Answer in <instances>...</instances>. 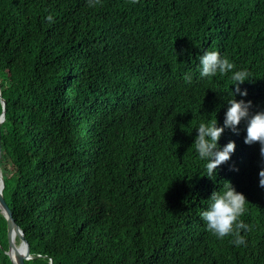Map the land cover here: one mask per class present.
<instances>
[{
    "label": "trees",
    "instance_id": "16d2710c",
    "mask_svg": "<svg viewBox=\"0 0 264 264\" xmlns=\"http://www.w3.org/2000/svg\"><path fill=\"white\" fill-rule=\"evenodd\" d=\"M206 51L264 110V0H0V168L25 264H264L259 144L225 130L236 150L210 178L193 145L235 88L200 78ZM227 181L248 201L241 246L199 217Z\"/></svg>",
    "mask_w": 264,
    "mask_h": 264
},
{
    "label": "clouds",
    "instance_id": "9594fccd",
    "mask_svg": "<svg viewBox=\"0 0 264 264\" xmlns=\"http://www.w3.org/2000/svg\"><path fill=\"white\" fill-rule=\"evenodd\" d=\"M47 20L51 22L52 16ZM234 65L227 58L221 56L218 51H206L199 56L200 78H212L219 73H230L234 81V90L230 89V98L225 102L228 107L224 114L223 124L213 121L211 124L201 123L196 128L197 135L194 140L195 151L198 157L205 161L207 177L218 173L221 165L228 162L236 150L235 141H229L221 146L219 141L225 130L239 133V125L243 122L245 127L244 143L247 145L259 144V155L262 164L258 173L259 186L264 188V110L253 111V102L245 99H236V96L247 97L246 89L241 85L251 81L246 71L233 72ZM191 80V76L186 77ZM237 170L238 169H234ZM223 191H213L209 197L208 206L199 213L200 219L205 223L206 230L214 234L218 239L234 235L231 241L236 246L246 244L245 236L241 232H247L249 227L240 217L246 213L247 199L245 195L232 185L230 181Z\"/></svg>",
    "mask_w": 264,
    "mask_h": 264
},
{
    "label": "water",
    "instance_id": "95a60500",
    "mask_svg": "<svg viewBox=\"0 0 264 264\" xmlns=\"http://www.w3.org/2000/svg\"><path fill=\"white\" fill-rule=\"evenodd\" d=\"M0 90H1V81H0ZM0 96L1 92H0ZM3 104V113L0 115V159L2 156V137H1V125L5 121V111H6V100L1 99ZM0 211L7 221V239H8V250L6 251L7 255L12 260L13 264H25L26 260H32L35 257L32 256L30 252V244L25 238L23 230L16 223L13 212L10 209L5 196V180L0 168ZM17 239H19L20 244H17ZM39 257V256H37ZM52 263V262H51Z\"/></svg>",
    "mask_w": 264,
    "mask_h": 264
},
{
    "label": "bare ground",
    "instance_id": "6f19581e",
    "mask_svg": "<svg viewBox=\"0 0 264 264\" xmlns=\"http://www.w3.org/2000/svg\"><path fill=\"white\" fill-rule=\"evenodd\" d=\"M0 186H1V183H0Z\"/></svg>",
    "mask_w": 264,
    "mask_h": 264
}]
</instances>
